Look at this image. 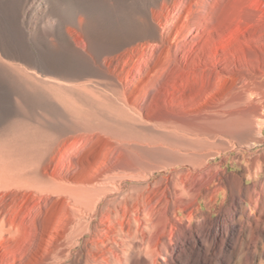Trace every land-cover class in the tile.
I'll list each match as a JSON object with an SVG mask.
<instances>
[{
    "label": "rangeland",
    "instance_id": "rangeland-1",
    "mask_svg": "<svg viewBox=\"0 0 264 264\" xmlns=\"http://www.w3.org/2000/svg\"><path fill=\"white\" fill-rule=\"evenodd\" d=\"M35 1L0 0V264H264V0Z\"/></svg>",
    "mask_w": 264,
    "mask_h": 264
},
{
    "label": "bare ground",
    "instance_id": "bare-ground-1",
    "mask_svg": "<svg viewBox=\"0 0 264 264\" xmlns=\"http://www.w3.org/2000/svg\"><path fill=\"white\" fill-rule=\"evenodd\" d=\"M35 4H37V6H47L46 3L43 4L42 0H36L35 1ZM225 123V122H224ZM229 125L233 130L232 131H235L236 129H242V133L245 135V137L247 138L246 139V142L248 143L249 139L251 140V138L253 137V124H252V120H250L249 118H246V119H231L230 121H227V123L225 124V126ZM259 125V128L257 130V133L261 136L264 135V128H263V124H258ZM228 127V126H227ZM258 127V126H257ZM233 133V132H232ZM240 133V132H239ZM256 133V132H255ZM242 135V134H241ZM243 136V135H242ZM252 136V137H251ZM23 137V136H22ZM244 137V136H243ZM254 138V137H253ZM24 140V139H23ZM26 140V139H25ZM259 142V141H258ZM256 141L253 142L254 145H257ZM250 143V142H249ZM26 145V142L23 141L21 144H20V147H24ZM39 157V156H37ZM31 181L35 182V183H31V182H28V181H18L17 185H25V186H34V185H37L38 183L37 182H42L44 180V175L43 173L41 172V170L39 168H34L32 170V174H31ZM12 180H10L11 182ZM15 181V179H14ZM11 183H9L10 185ZM14 184V183H13ZM15 185V184H14ZM13 185V186H14ZM11 187H12V184H11ZM10 188V187H9ZM60 188V187H59ZM58 188V189H59ZM8 190V189H7ZM42 190V189H41ZM77 191V190H76ZM73 192V191H72ZM74 193V192H73ZM2 227V226H1ZM12 228V227H11ZM7 229V228H6ZM4 230V229H3ZM11 232V231H10Z\"/></svg>",
    "mask_w": 264,
    "mask_h": 264
}]
</instances>
